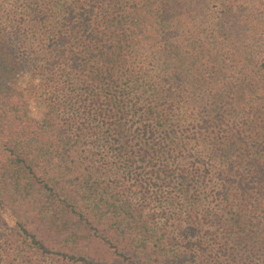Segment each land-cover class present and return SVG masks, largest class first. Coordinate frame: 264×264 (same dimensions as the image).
I'll use <instances>...</instances> for the list:
<instances>
[{
    "label": "trees",
    "instance_id": "16d2710c",
    "mask_svg": "<svg viewBox=\"0 0 264 264\" xmlns=\"http://www.w3.org/2000/svg\"><path fill=\"white\" fill-rule=\"evenodd\" d=\"M191 1L0 0V264L264 260V33L255 68L190 83ZM216 1L220 38L236 9L264 25Z\"/></svg>",
    "mask_w": 264,
    "mask_h": 264
},
{
    "label": "rangeland",
    "instance_id": "374dc122",
    "mask_svg": "<svg viewBox=\"0 0 264 264\" xmlns=\"http://www.w3.org/2000/svg\"><path fill=\"white\" fill-rule=\"evenodd\" d=\"M188 7V11L181 14L169 25L172 31L176 32L173 40L176 41L181 53L177 65H179V69L189 71L187 76L191 78L190 83L196 82L199 71H202L205 67L207 69L210 63L218 68V59H222L221 72L223 78L226 72L231 76L239 77L245 69L249 70L257 66L258 60L250 50V43L254 38L264 33V25H260L252 17L253 7L251 5L248 6V9L240 8L226 14V17L231 20V22H228V26L232 27L234 23H237L238 33L227 32L224 38H220L213 32L214 21L216 23L217 17L222 11L218 1L209 0L206 3L205 1L192 0ZM205 18L209 19V29L204 28ZM198 39H202L203 43H208L205 55L201 54L200 58L195 56L197 54L196 49L199 46ZM204 59L206 62L201 67V62L203 63ZM212 72H217V70L209 71V73ZM196 93L199 94V91ZM30 112L36 119H42L46 107L42 103H31ZM6 217L9 223L13 224V220L8 214ZM257 263L264 264V260H257Z\"/></svg>",
    "mask_w": 264,
    "mask_h": 264
}]
</instances>
